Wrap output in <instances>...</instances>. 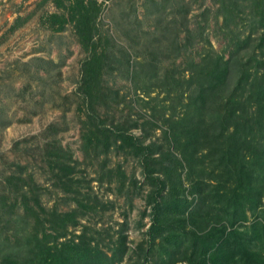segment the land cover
I'll use <instances>...</instances> for the list:
<instances>
[{"label":"rangeland","instance_id":"obj_1","mask_svg":"<svg viewBox=\"0 0 264 264\" xmlns=\"http://www.w3.org/2000/svg\"><path fill=\"white\" fill-rule=\"evenodd\" d=\"M235 1L240 11L225 25L222 5ZM253 1L105 0L97 17V47L104 52L97 109L98 120L112 133L101 131L96 155L83 143L80 117L85 119L81 115L86 105L77 92L81 64L88 52L71 23L66 21L60 28L61 18L51 15L53 11H64L68 0H0V264H5L8 255L29 251L35 227L48 229V222H42L44 211L37 226L29 218L34 211H41L40 207L47 211L74 209L71 220L78 225H70L68 232H79L85 225L96 227L103 245L115 237L126 219L128 248L119 264L143 260L137 243L142 240L144 246L147 244L146 230L151 222V207L146 200L149 186L143 183L139 160L129 153V145L117 150L114 138L120 131L159 135V128L154 131L151 127L162 122L161 109L169 111L168 104L171 110V106L175 111L180 108L176 99H165L160 78L165 81V73L174 66H186L185 55L199 59L210 45L227 58L231 49L228 37L237 36L243 42L250 35L232 57V83L240 59L251 49L259 52L255 44L261 28L248 12ZM181 37L186 47L182 55H177L179 46L175 42ZM116 90L124 96L119 104L113 103ZM135 121L138 126L131 125ZM50 148L53 153L79 160L68 182L79 192L53 183L55 177L43 160ZM18 163L25 165L21 174H17ZM116 166L126 173L124 184L106 172L108 167ZM27 172H32L33 180ZM22 183L34 193H21ZM45 186L46 190L35 193ZM24 198L32 208H23ZM262 208L264 195L254 209L247 211V222ZM156 253L152 251L147 264H155Z\"/></svg>","mask_w":264,"mask_h":264},{"label":"trees","instance_id":"obj_2","mask_svg":"<svg viewBox=\"0 0 264 264\" xmlns=\"http://www.w3.org/2000/svg\"><path fill=\"white\" fill-rule=\"evenodd\" d=\"M104 1L68 0L60 14L51 12L61 18L60 28L66 21L71 23L75 36L88 52L81 64L77 92L86 105L81 115L85 119L80 117L83 143L96 155L101 131L112 133L98 120L97 109L104 60V52L97 47V17ZM236 4L223 3L225 25L240 11ZM248 8L252 21L261 28L255 44L259 52L251 49L240 59L232 83V57L250 35L243 42L237 36H229L231 49L227 58L206 37L210 46L199 59L185 55L186 66H174L165 73V81L160 78L165 99H176L180 108L175 111V106H171V110L168 104L169 111L161 109L162 122L151 127L154 131L159 128V135L120 131L114 138L117 150L129 145V153L139 160L143 183L149 186L146 200L151 207V222L146 230L147 244L144 246L142 240L137 243L143 260L135 259L136 264H147L153 250L158 256L155 264H264V208L247 222V211L254 209L264 195V0H254ZM175 45L179 46L176 53L180 55L186 47L185 39L179 38ZM123 100L124 96L116 90L113 103ZM49 150L43 160L55 177L53 183L62 188L69 186L79 160L53 153V148ZM17 168V174H21L25 165L18 163ZM106 172L124 184L126 173L119 166L108 167ZM26 174L33 180L32 172ZM20 188L21 193H34L27 183ZM46 188L36 189L35 193ZM68 190L80 189L69 186ZM27 199L24 198L25 210L32 208ZM40 209L26 217L30 216L37 226L44 211L42 222H48L49 230L35 227L29 251L8 255L5 264H119L126 254V219L115 237L103 245L96 227L85 225L79 232H68L70 225H78L71 220L74 209Z\"/></svg>","mask_w":264,"mask_h":264}]
</instances>
